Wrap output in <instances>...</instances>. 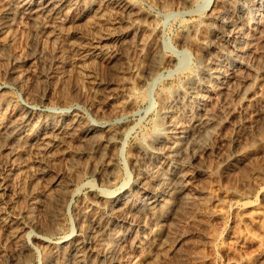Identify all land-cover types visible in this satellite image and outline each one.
<instances>
[{
  "label": "rangeland",
  "instance_id": "rangeland-1",
  "mask_svg": "<svg viewBox=\"0 0 264 264\" xmlns=\"http://www.w3.org/2000/svg\"><path fill=\"white\" fill-rule=\"evenodd\" d=\"M41 1L0 0V264H69L86 231L82 264H264V0H235L253 14L242 56L235 35H212L229 0H72L49 18L35 11ZM231 55L226 99L202 97L184 110L177 92L200 60ZM197 107L214 111L221 127L210 122L187 148L180 132L164 136L168 149L154 143L158 119L188 120ZM93 124L98 135L85 134ZM61 128L41 151L39 137ZM180 148L189 172L200 161L208 172L192 180L189 201L166 213L149 248H129L150 236L146 189L171 181ZM106 156L110 165L99 167ZM115 198L127 205L110 209Z\"/></svg>",
  "mask_w": 264,
  "mask_h": 264
},
{
  "label": "bare ground",
  "instance_id": "bare-ground-1",
  "mask_svg": "<svg viewBox=\"0 0 264 264\" xmlns=\"http://www.w3.org/2000/svg\"><path fill=\"white\" fill-rule=\"evenodd\" d=\"M112 1V0H111ZM110 1V2H111ZM114 1V0H113ZM8 2V1H7ZM72 2V0H42L40 3L37 4V7L35 8V11L38 13H41L43 15H45L46 17L51 16L52 14L58 13L59 11L62 10V8H64L65 6H69L70 3ZM98 2V1H97ZM100 2V1H99ZM209 2V0L205 1L204 5H207V3ZM261 2V1H260ZM28 3V2H27ZM238 4H235V0H229L226 8L217 14V16L215 17L216 19V28L215 30L212 32L213 37H217L219 34H232L235 35V40L234 42V47H237L238 51L241 52L243 50V41L241 40L240 35L246 30V28H248V26L251 24L252 21V17L250 16V13L248 11V9L243 6V4L239 5V2H237ZM250 3L254 6H256L258 4L257 0H250ZM18 4V3H17ZM107 4V3H106ZM27 5V4H26ZM102 5V4H101ZM131 5V4H130ZM186 5V4H185ZM191 5V4H190ZM97 6V5H96ZM1 7V6H0ZM5 8L3 9V12L6 15H9L12 12V7L10 5L4 6ZM98 7V6H97ZM100 7V6H99ZM3 8V7H2ZM249 8V7H248ZM252 8V7H251ZM70 9V8H69ZM90 9V8H89ZM95 9V8H94ZM98 9V8H97ZM105 9V8H104ZM21 10V9H20ZM15 11V10H14ZM68 11V10H67ZM96 11V10H95ZM102 11V10H101ZM251 11V10H250ZM29 15V10L27 11ZM93 12V11H92ZM252 12V11H251ZM22 13V12H21ZM20 13V14H21ZM63 13V12H62ZM66 13V12H65ZM64 13V14H65ZM222 13L225 14H230L231 17H228V20H222ZM94 14V13H93ZM100 14V13H99ZM19 15V13H18ZM42 15V16H43ZM63 15V14H62ZM140 15V14H139ZM2 16V15H1ZM13 16V15H12ZM35 16V15H34ZM65 16V15H63ZM96 16V15H95ZM145 16V14H144ZM27 17V16H26ZM45 17V18H46ZM52 17V16H51ZM66 17V16H65ZM137 17V16H136ZM142 17V16H141ZM1 18V17H0ZM5 18V17H4ZM16 18V17H15ZM24 18V17H23ZM37 18H40L37 16ZM49 18V17H48ZM255 18V17H254ZM52 19V18H51ZM90 19V18H89ZM98 19V18H97ZM261 19L262 18H258ZM139 20V19H138ZM143 20V19H142ZM6 22V21H5ZM136 22V21H135ZM260 22V21H259ZM137 23V22H136ZM254 24V23H253ZM214 26V24H213ZM256 26V25H255ZM260 26V25H259ZM251 27V26H250ZM254 27V26H252ZM262 28H264V26H262ZM214 29V27H213ZM258 30V29H257ZM262 29L260 28L261 31ZM264 31V30H262ZM245 33V32H244ZM259 33V32H258ZM247 35V34H246ZM250 35V34H249ZM252 35V34H251ZM250 35V37H251ZM220 36V35H219ZM259 37V36H258ZM232 39V37H230ZM264 38V37H262ZM219 39V38H218ZM259 40V38H258ZM245 42V41H244ZM229 43V42H228ZM262 43V42H260ZM212 44V42H211ZM256 44V43H254ZM231 45V44H230ZM254 46V45H253ZM223 47V46H222ZM233 47V46H232ZM229 48V47H227ZM252 47H250L251 49ZM93 49V48H92ZM225 49V48H224ZM234 49V48H233ZM232 49V50H233ZM247 49V48H246ZM258 49V48H257ZM218 50V49H217ZM243 52V51H242ZM242 52H241V56H242ZM217 54V53H215ZM219 54V53H218ZM238 54V52H237ZM235 55V54H234ZM234 55L228 56L226 58V60L224 61H218V60H209V66L206 69L205 64V60H200V64L201 66L198 69V74L195 76L190 77V79L186 82L185 87L183 88V90H179L177 92V97L182 98L183 101H185V103H183V106H185L184 110H186L187 112H191L192 113V101H197L202 97H207V96H213L218 97V99H220L221 101H223L224 99H226V96L224 95V89L225 87L228 89L229 85H227V81L228 78L230 79H234L235 75H236V69L232 70V66L231 64L233 63V59L235 58ZM211 56V55H210ZM214 56V55H213ZM216 57V56H215ZM218 57V56H217ZM238 57V56H236ZM114 58V57H113ZM225 58V57H224ZM117 59V58H116ZM154 59V58H153ZM205 59V58H204ZM211 59V58H210ZM214 59V58H212ZM223 59V58H222ZM239 59V58H238ZM156 60V59H155ZM158 60V59H157ZM235 60V59H234ZM154 61V60H153ZM205 61V62H204ZM158 64V63H155ZM152 63V66L148 68L147 70V75L148 77L151 79V82H155L158 78V73L155 72V67L156 65ZM206 64V65H207ZM247 66V65H246ZM245 67V65H244ZM260 68V67H259ZM264 68V67H262ZM258 69V68H257ZM196 70V69H195ZM235 71V72H234ZM195 72V71H194ZM193 72V73H194ZM244 75V74H243ZM241 78V77H240ZM238 80V79H237ZM232 81V80H231ZM239 81V80H238ZM237 82V81H235ZM234 85V84H233ZM232 85V87H234ZM236 85V84H235ZM230 85V88H232ZM231 92V90H230ZM229 92V93H230ZM258 96V95H257ZM209 98V97H208ZM256 99V94H252L249 97V100H254ZM202 100V99H201ZM215 100V99H214ZM181 101V100H180ZM216 101V100H215ZM219 101V100H218ZM256 101V100H255ZM5 101H3L4 103ZM201 102V101H200ZM217 102V101H216ZM196 103V102H195ZM194 103V104H195ZM170 104V103H169ZM196 105V104H195ZM170 108V106H169ZM194 108V107H193ZM213 108V107H212ZM174 109V108H172ZM213 110V109H212ZM166 111V110H165ZM168 111V109H167ZM166 111V112H167ZM174 111V110H173ZM214 112V111H213ZM210 112L208 110L202 109V108H195V110L193 111V115L190 116V118L188 120L182 119L181 117H172L169 118L167 122L164 121V123L158 119L157 121L159 123L158 126L159 127V131L157 134L156 139L154 140V143L157 145H161L163 148L168 149L170 148V144H168V142H166V138L169 137L172 138V133L174 132H180L183 133L182 137L180 138L181 140V144H184V146L186 145V148L191 144H196L197 143V139L199 138L198 135H201L203 132L206 131L207 124H209L210 122L215 124V127L217 126V128L221 127V123L224 122L223 119H219L216 117L215 112ZM168 113V112H167ZM20 114V113H19ZM22 114V113H21ZM18 115V113H17ZM16 115V116H17ZM163 115V114H162ZM167 115V114H166ZM19 116V115H18ZM25 116V115H24ZM31 116V115H30ZM25 117H20L19 119H21L18 123L21 124V122L24 121ZM30 118V117H29ZM165 118V117H164ZM15 119V118H14ZM167 119V118H166ZM165 119V120H166ZM3 120V119H2ZM9 120V119H8ZM11 121V120H10ZM13 121V120H12ZM16 121V120H15ZM17 122V121H16ZM15 122V123H16ZM31 122V121H30ZM3 123V122H2ZM7 123V122H6ZM11 123V122H10ZM9 123V124H10ZM54 123V122H53ZM65 124V123H64ZM214 124H212L214 126ZM19 125V124H18ZM51 125V124H50ZM54 125V124H52ZM63 125V124H62ZM67 125V124H66ZM87 125V124H86ZM15 127V126H14ZM23 127V126H22ZM24 128V127H23ZM22 128V129H23ZM20 129V128H19ZM97 129L96 125H92V126H87L86 129L84 130L85 134H94L95 130ZM8 130V129H6ZM17 128H15L13 131L11 130V132L13 133L12 136H14L13 138H15L18 135V132H16ZM9 131V130H8ZM7 131V132H8ZM66 129L61 128L60 130H58L57 134L50 132L49 135H45L43 134V137H39V141H41L39 145L40 146V150L41 151H46L51 145L54 144V142H56V140L60 137H58L57 135L59 133H63L65 132ZM1 132V131H0ZM6 132V133H7ZM69 132V131H68ZM98 132V131H97ZM96 132V133H97ZM5 133V131H4ZM5 133V134H6ZM22 133V132H21ZM66 133V132H65ZM95 133V134H96ZM179 133V134H180ZM8 134V133H7ZM94 134V135H95ZM93 135V136H94ZM98 135V133H97ZM96 135V136H97ZM165 135L166 138L164 137ZM205 134H202V136ZM92 136V135H91ZM234 136V135H233ZM61 137H63V135H61ZM1 138V137H0ZM17 138V137H16ZM21 138V137H20ZM87 138H89L87 136ZM91 138V137H90ZM110 137H108L109 139ZM112 138V136H111ZM110 138V139H111ZM114 138V137H113ZM175 139V137H173ZM4 139V138H3ZM10 139V138H9ZM233 142L234 138L231 136L230 138ZM172 140V139H171ZM176 140V139H175ZM4 141V140H3ZM13 141V140H11ZM15 141V140H14ZM20 141V140H18ZM114 142V141H113ZM176 142V141H175ZM235 142V141H234ZM108 143V142H107ZM115 143V142H114ZM0 144L2 145V140L0 141ZM11 144V143H10ZM16 144V143H15ZM18 144V143H17ZM29 144V143H28ZM113 144V143H112ZM174 144V143H173ZM178 144V143H177ZM38 145V144H37ZM156 145V146H157ZM172 145V144H171ZM176 146V145H175ZM38 147V146H37ZM101 147V146H100ZM236 147V146H235ZM102 148V147H101ZM159 148V147H158ZM157 148V149H158ZM185 148V147H184ZM206 148V147H204ZM208 148V147H207ZM206 148V149H207ZM142 149V148H141ZM181 149V148H180ZM179 149V150H180ZM213 148L210 146L207 150H212ZM237 149V148H236ZM153 150V149H152ZM163 150V149H162ZM235 150V149H234ZM240 150V149H239ZM48 151V150H47ZM104 151V150H103ZM102 151V152H103ZM142 153V158H147L149 157V154L147 153V151H143L140 150ZM151 151V150H150ZM164 151V150H163ZM178 151V150H177ZM186 151V150H185ZM152 152V151H151ZM180 157H178L179 159H177L178 165L175 168L174 172H173V176L170 182L162 184L160 187H150L147 190V194L144 196V206H145V210L143 212V216H145L146 218H148L149 221H151L153 223V229L152 232L150 234V236H148L144 242L141 243H137L136 241H134V239L131 240L130 245L128 246L129 248H133L134 250H143V248H149L150 246V238L154 237L155 235L158 234L160 226H162L161 224H163L162 222L164 221V217L166 216V213L169 212L171 210V207L173 205H176V207L181 206V204L184 201H189L187 197L192 196L189 194L190 191V187H191V182L192 180L199 176L205 175L208 170L203 166L202 162H197L196 163V169L193 172H189L188 167L192 164L191 162V158H187L186 156V152L183 151V149H181L180 151ZM178 152V153H179ZM240 152H236L235 151V156H239ZM154 154V153H153ZM175 154V153H174ZM230 156V155H229ZM173 157V155H172ZM175 158V157H174ZM195 158V157H194ZM192 158V159H194ZM224 158V157H223ZM234 158V157H233ZM242 158V157H241ZM101 164L99 165L102 166L104 165H108L110 161H112L111 157H101ZM222 161V159H220ZM224 160V159H223ZM213 163V162H212ZM175 164V163H174ZM219 162H215V167L219 166ZM110 165V164H109ZM176 165V164H175ZM213 165V164H212ZM171 166V165H170ZM223 166V165H222ZM212 167V166H211ZM41 168V167H40ZM172 169V168H171ZM40 170V169H39ZM211 170V169H210ZM43 171V170H42ZM100 172V171H99ZM98 172V173H99ZM211 172V171H210ZM41 173V172H40ZM141 174V171H140ZM138 177V176H137ZM203 177V176H202ZM171 178V177H170ZM125 184V183H123ZM206 190V189H205ZM114 192V191H113ZM116 192V191H115ZM193 193V190L192 192ZM194 195L195 198L200 197L203 193H204V189L203 187H195V191H194ZM118 194V193H117ZM187 194H189V196H187ZM125 196V195H124ZM194 199V198H192ZM191 200V198H190ZM198 200V199H197ZM196 200V203H197ZM141 201V200H140ZM193 201V200H192ZM111 202V201H110ZM108 203V202H107ZM118 203H121L122 206L124 207V205H127L126 203H123L122 201L118 200V198H115L113 200V204H110V209L113 208L115 205H117ZM186 203V202H185ZM189 204V203H188ZM186 205V204H184ZM183 205V206H184ZM107 206V205H106ZM121 205H118L116 208H119ZM121 206V207H122ZM193 206V205H192ZM187 207V206H186ZM107 208V207H106ZM181 208V207H180ZM184 208V207H183ZM105 209V208H104ZM173 209V208H172ZM179 209V208H178ZM107 210V209H106ZM105 210V211H106ZM127 210V209H126ZM176 210V209H175ZM108 211V210H107ZM117 211V209H116ZM112 212V211H110ZM125 212V211H124ZM181 212V211H180ZM105 213V212H104ZM107 214V212H106ZM119 214V212L117 213ZM120 215V214H119ZM103 216V215H102ZM123 216V215H122ZM168 216V215H167ZM143 218V217H142ZM104 219V218H103ZM167 219V218H166ZM174 219V218H173ZM169 220V219H168ZM166 221V220H165ZM97 224L99 223V219L96 221ZM95 222V223H96ZM142 222V221H141ZM140 222V223H141ZM169 225V223H167ZM173 224V222H172ZM171 226V225H170ZM143 227V226H141ZM169 228V227H168ZM139 231V230H138ZM139 234V233H138ZM136 235V234H135ZM140 236V235H139ZM138 238V237H137ZM141 238V237H140ZM91 239L90 236V232L86 231V234L84 236V238L76 241L71 249V251L68 254V263L69 264H82L85 255H86V251L84 248V245ZM143 239V238H142ZM156 240V239H155ZM156 244V243H155ZM161 244V243H160ZM127 245V243H126ZM158 245V244H157ZM122 247V246H121ZM125 248V247H124ZM121 249V248H120ZM124 251L123 249L120 250L119 254H121V252ZM115 258V255L114 257Z\"/></svg>",
  "mask_w": 264,
  "mask_h": 264
}]
</instances>
